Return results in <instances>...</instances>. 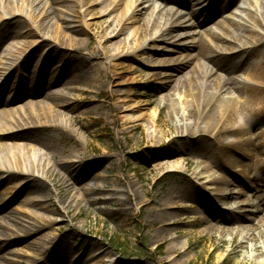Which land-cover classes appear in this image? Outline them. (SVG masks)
Instances as JSON below:
<instances>
[{"label": "rangeland", "instance_id": "rangeland-1", "mask_svg": "<svg viewBox=\"0 0 264 264\" xmlns=\"http://www.w3.org/2000/svg\"><path fill=\"white\" fill-rule=\"evenodd\" d=\"M133 1L50 0V12L40 18H30L35 28L22 36H18V30L28 28L27 17L22 14L0 23V61H5L7 50L11 51L6 60L8 65L0 69V139L11 146L56 154L67 161L63 175L71 180L73 175L67 171H73L77 179L76 188L67 191L62 177L52 173L39 175V183L45 185L43 193H24L18 198H13V194L7 196L10 202L3 212L15 214L27 225L36 223L37 219L23 214L25 210L56 221L38 223L37 234L9 246L19 254L9 255H16L21 264H58L61 257L75 259L76 264H264V252L237 246L239 237L231 244L229 236L220 238L216 231H209L207 225L202 224L204 202L222 200L212 188L215 184L201 179L200 175L225 173L219 169H201L196 162L199 150L195 148L184 151L181 156V149L192 145L185 128L175 129L167 115L168 104L161 103L157 94L146 96L153 95L160 80L151 77L153 70L145 55H138L149 38L135 32L139 23L130 22L131 12L123 17L126 25L120 36L112 44L103 43L104 34L111 32L107 27L109 20L116 25L126 5ZM242 2L254 5V0H225L229 7L223 10L224 15L219 12L210 24L205 21L199 30L222 29L227 25V17ZM116 3L119 7L105 15L106 9ZM191 3L192 7L197 6L195 1ZM5 4V0L0 2V5ZM21 4L17 1L16 7L20 9ZM213 5L208 13H216L221 8H216L218 3ZM25 6H29V0ZM65 18L84 31L68 38L64 33L68 23ZM57 20L62 26L59 32L55 26ZM57 35L61 40L56 39ZM46 37L51 41L36 48ZM243 40L249 41L248 38ZM220 45L236 47L234 43L222 44L215 40L210 46L214 54L220 50ZM200 46L202 44L197 43V47L184 52L192 57L190 67L198 61H206L202 55L205 51ZM164 47L163 42H156L149 49L155 51ZM206 49L209 51L208 47ZM153 69L160 71L162 77L166 75L162 69ZM217 73L215 76L222 74L232 79L222 69ZM241 75L249 83L257 82L245 72ZM92 76L97 82H93ZM172 89L178 93L179 122L193 123L195 119L188 116V109L194 107L192 97L182 92L185 87L178 91ZM63 101L68 106L62 107ZM147 101L152 104H146ZM240 101L242 105L237 112L242 123L256 122L264 128V111L253 115L244 106L246 97ZM196 111L199 112L197 107ZM159 117H164L166 126L157 122ZM24 123L27 125L21 128ZM60 123L67 128L57 126ZM257 126L252 127V133L257 132ZM237 138L231 135L229 139L236 141ZM186 156L188 160L184 159ZM80 159L83 162L80 163ZM243 161L245 166L238 173L257 187L256 175H262L264 170L253 166L249 159ZM17 177L27 176L18 174ZM8 187L1 186L0 194ZM86 188H92V192L85 193ZM83 194L85 197L81 196ZM28 197L45 200V206H23ZM245 199L247 195L238 201ZM161 204L174 205L181 213L180 220L167 224L170 229L163 232V241L155 234L164 225L161 221L168 220L170 215L159 210ZM42 233L50 234L53 239L48 244L50 251L44 253V261L38 262L44 254L39 257L41 250L29 244Z\"/></svg>", "mask_w": 264, "mask_h": 264}, {"label": "bare ground", "instance_id": "bare-ground-1", "mask_svg": "<svg viewBox=\"0 0 264 264\" xmlns=\"http://www.w3.org/2000/svg\"><path fill=\"white\" fill-rule=\"evenodd\" d=\"M3 1L0 0L1 4ZM17 1L22 2V8L16 7ZM49 1L29 0V6H25L27 0H5L6 4L0 5V23L2 25L12 21L13 16L16 17L18 13L22 14L23 17H27L25 22L28 27L26 31L24 29L18 30V36H22L35 28L33 23L29 22L30 18H35V16L40 18L50 12ZM160 1L161 3L159 0H134L131 5L128 3L123 10V16L115 21L116 25L112 20H109L107 27L111 29V32L104 34L103 43L106 46L120 36L126 25L123 17L131 12L129 15L130 22L139 23L135 32L144 34L149 38L138 55H145L148 66L153 70L151 77L160 80L153 95L146 96L153 97L157 94L161 103L168 104L167 115H170L173 120L175 129L185 128L189 143L192 145L179 150L181 156L184 151L195 148L199 150L196 162L200 163L201 169L213 171L219 169L225 173L222 176L207 177L200 175L201 179L204 178L205 181L215 184L212 188L218 192L217 194L222 200L204 202L205 215L201 220L202 224L207 225L209 231H216L220 238L225 235L229 236L228 239L231 244L236 243L235 238L239 237L240 242L236 244L237 246L251 247L254 251L264 252V173L256 175L255 180L259 181L257 187L247 177L245 178L238 173L239 169L245 166L244 159H249L253 166L264 170V128L257 126L256 122L245 125L237 112L238 107L242 105L240 101L242 97H246L244 106H247V110L251 114L255 115L264 111V0H254V5L248 4V2L240 3L238 9L225 20L227 25H224L220 30L217 27H212L211 29L207 28L206 31L199 30L201 29L200 26L205 21L210 24L219 12L223 14V10L228 9L229 4L226 5L225 0H193L198 4L195 7H192V3L190 4L192 0ZM222 1L224 2L221 3ZM214 2L219 4L216 8L218 6L221 8L216 13H208L207 10L211 6L214 7ZM118 7L119 3H116L112 8H107L105 15ZM179 8L189 10L181 11ZM65 21L68 23L64 28V33L68 38L76 32L84 31L73 25L69 18H65ZM10 25L14 26L13 24ZM17 26L19 25L17 24ZM55 26L57 32L62 28L59 26L58 20ZM153 28H155L154 31H152ZM243 38H248L250 42L243 40ZM56 39L61 40L58 35ZM198 39L200 40L198 41ZM215 40L222 44L234 43L236 47L220 45V50L214 54L210 46ZM48 41L51 39L43 38L36 48L47 44ZM156 42H163L165 47L161 50H150V45ZM197 43L202 44L200 47L205 51L202 55L206 61H198L194 67H190L192 57L185 55L184 52L186 49L190 50L192 47H197ZM207 47L209 51H207ZM177 53L180 55L175 56ZM4 56L3 60L5 61H0V69L8 65L6 60L7 57L11 56V51L7 50ZM97 57L101 56L97 55ZM116 65L115 63L114 66ZM176 67L178 69H175ZM153 68L164 70L166 75L162 77L161 72ZM219 69L230 74L232 79H228L222 74L215 76ZM242 72L253 76L257 82H247L241 75ZM87 73L90 74V72ZM92 78L95 82L94 76ZM24 82L27 85L26 81ZM171 82H175L176 85L173 86ZM178 82L181 85L178 86ZM184 87L182 92L192 97L194 106L188 109V116L195 119L193 123L186 125L180 123L177 118L180 115L178 93L172 91V88H176L178 91V88L181 90ZM55 96L58 97V94L55 93ZM61 103L62 107L68 106L64 101ZM146 104L150 105L152 102L147 101ZM196 107L199 112L196 111ZM157 122L167 125L164 117H159ZM26 125V123L22 124L21 128H25ZM38 125L41 124L38 123ZM57 126L67 128L64 123ZM255 126H257V132L252 133L251 129ZM231 135L237 136V140H230ZM184 159L188 160L187 156ZM79 161L80 163L83 162L82 159ZM66 164L67 161L52 152L38 153L34 149L28 150L21 145L11 146L8 141L0 139V173H2L0 188L3 185H9L6 192L0 194V225L4 227H0L2 228L0 229V264H21L16 255H9L19 254V252L10 249L9 246L25 241L33 234H37L40 230L39 224H54L56 222L54 218L47 219L44 214L25 210L23 214H28L37 219L36 223L27 225L22 218L15 214L3 212L10 202L7 196L13 194V198H18L24 193H43L45 185L39 183V175L47 176L50 173L62 177L61 182L67 191L74 190L77 179H75L73 171H67L73 175L71 180L63 175ZM189 164L194 165L195 163L189 162ZM18 174L27 177L18 179ZM247 189L251 190L250 195L245 191ZM91 192L92 188H86L85 193ZM194 193L197 191L195 190ZM244 195H247V202H239V198ZM81 196L85 197L84 194ZM44 201L41 198L28 197L23 206L44 207ZM156 204L158 203L155 202ZM169 204H161L159 209L168 212L170 215L168 220L161 221L164 225L155 234L162 241L165 238L162 234L165 233V230L170 229L167 224L174 220H180L181 216L177 207L174 205L170 207ZM240 211H243V217V213ZM51 239L53 236L42 233L29 246L41 250L38 253L41 257L45 252L50 251L48 244L52 242ZM248 257L250 258V256ZM38 259V262L44 261L45 254ZM76 263L77 260H70L66 257H61L58 260V264Z\"/></svg>", "mask_w": 264, "mask_h": 264}]
</instances>
